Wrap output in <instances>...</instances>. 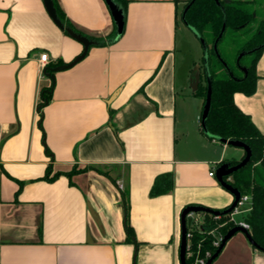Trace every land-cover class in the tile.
Here are the masks:
<instances>
[{
    "label": "crops",
    "instance_id": "obj_1",
    "mask_svg": "<svg viewBox=\"0 0 264 264\" xmlns=\"http://www.w3.org/2000/svg\"><path fill=\"white\" fill-rule=\"evenodd\" d=\"M58 2L85 34L106 38L115 29L105 0ZM185 4L128 0L116 42L93 45L54 73L43 109L52 158L38 124L41 90L53 83L44 69L71 62L84 47L43 0H0V264H181L183 209L233 203L209 172L245 151L201 128L203 101L188 88L202 53L196 43L186 51L179 44L182 29L197 38L182 19ZM179 51L192 57L180 69ZM257 73L255 93L234 100L264 133V52ZM75 167L87 170L64 174ZM211 264H264V251L238 232Z\"/></svg>",
    "mask_w": 264,
    "mask_h": 264
},
{
    "label": "trees",
    "instance_id": "obj_2",
    "mask_svg": "<svg viewBox=\"0 0 264 264\" xmlns=\"http://www.w3.org/2000/svg\"><path fill=\"white\" fill-rule=\"evenodd\" d=\"M114 1L122 9L126 24L128 0ZM219 1L221 4H218L216 0H188L183 12L186 7L188 9L184 14V19L182 13V19L190 29L194 28L209 46V68L212 77V104L207 120L209 131L213 135L229 140L243 141L252 149L253 154L250 162L233 173L230 180V177L226 179L239 189L242 196L249 195L251 197V209L243 216V222L249 225L251 236L264 248V133L257 128L251 116L243 112L234 100V95L237 92L252 95L256 91L259 79L257 62L264 52V17L258 19V9L255 7L257 0ZM54 2L62 22L75 31L85 34L79 31L67 17L58 0H54ZM224 25L225 30L223 31ZM221 33L222 36H220ZM85 35L94 41V45L111 44L117 40L116 25L113 32L106 38ZM216 43L217 48H215ZM242 53L244 55L240 57ZM202 63L199 86L194 94L203 100L204 106L208 93L204 51ZM244 68L247 72L244 71ZM53 88L54 82L51 86L42 88L41 100L38 104L40 114L38 124L43 131V144L46 153L52 158L54 155L46 143V133L43 127V109L52 99ZM112 115L113 111H111ZM240 161L223 160L217 166L226 162L236 165ZM50 170L49 166L45 178L49 177ZM85 170L87 169L75 167L64 174L72 176ZM61 174L63 173L58 172L49 179L52 180ZM157 192L158 189L155 185L152 193L157 194ZM229 207L221 210L211 208L220 211L222 214L219 216L210 212H201L194 214L195 217L192 216V223L188 226L190 235L188 237L187 264H199L197 263L199 258H205V264H207L218 250L221 239L230 229L240 224L232 218V213L223 214ZM199 216L202 217L201 223L197 221ZM127 235L129 240H133V229L129 225L127 226ZM219 240V245H216L215 242ZM207 252L211 253L210 257H206Z\"/></svg>",
    "mask_w": 264,
    "mask_h": 264
},
{
    "label": "water",
    "instance_id": "obj_3",
    "mask_svg": "<svg viewBox=\"0 0 264 264\" xmlns=\"http://www.w3.org/2000/svg\"><path fill=\"white\" fill-rule=\"evenodd\" d=\"M45 4V8L51 17V19L54 21V23L64 32L67 33L70 37L74 38L75 40L79 41L83 45V51L80 55L75 57L71 62L59 65L56 67H46L44 69V73L50 77V79L55 83V72L62 71L69 69L73 67L75 64L83 60L86 55L89 52V49L94 45V41L91 40L87 35L82 34L80 32L75 31L72 27L65 25L62 20L60 19L57 8L55 6L54 0H43ZM109 10L111 11V14L114 18V22L116 25V30H117V36L116 39L120 38L121 35L123 34L125 30V20H124V15L122 9L119 7V5L114 1V0H105ZM218 4H221L219 0H216ZM188 7H186L185 11L183 12V19H184V14L186 13ZM191 30L197 35L198 39L201 42V45L203 47L204 51V60H205V67H206V73H207V80H208V93H207V98L206 102L203 106L202 110V116H201V126L203 128L204 133L212 139H216L224 144L234 146V147H239L244 149L245 151V157L236 165H231L229 162L223 163L222 165L218 166L216 169V178L218 182L228 191H230L234 195V201L230 205V207L223 212V214H228V213H233L238 206L242 194L237 189L234 187L226 178L232 176L233 173L237 172L241 168L245 167L251 160L252 157V149L249 145L244 143L243 141L240 140H229L220 136L213 135L208 127H207V120L208 116L211 110V104H212V77H211V72L209 68V46L205 42V40L202 38L200 34L197 33V31L194 28H191ZM225 30V25L223 27V31ZM222 36V33L221 35ZM215 48H217V43L215 44ZM244 53L240 55L243 56ZM244 71L247 72L246 68H244ZM200 77H201V65L196 64L192 74H191V87L195 91L200 82ZM201 212H210L214 215L219 216L222 214L218 210H213L209 207H205L202 205H188L186 206L182 213H181V245H180V261L181 264H187V251H188V226L191 225L192 223V215L201 213ZM238 232H242L246 235L247 239L249 242L256 247L259 250L264 251V248L261 247L255 239L251 236L249 229L244 227L242 224L236 225L232 229H230L227 234L221 239L220 246L216 253L211 257V259L208 260L207 264H211L213 260L220 254V252L223 250L225 247L227 241L231 239L235 234Z\"/></svg>",
    "mask_w": 264,
    "mask_h": 264
},
{
    "label": "rangeland",
    "instance_id": "obj_4",
    "mask_svg": "<svg viewBox=\"0 0 264 264\" xmlns=\"http://www.w3.org/2000/svg\"><path fill=\"white\" fill-rule=\"evenodd\" d=\"M187 1L188 0H186V2ZM255 7L258 9V14H259L258 15V17H259L258 19L263 18L264 17V0H257V3L255 4ZM185 29H187V28H185ZM186 31H188V33H190V35H191L192 38L191 37L187 38V32H185L184 29L180 30L178 36H179V44H180L181 48L186 51V46H188L190 44V42L196 43V45L199 46V48H197V49L200 50V52L202 53V56H203V48H202V45H201L200 40L198 39V37L196 36L197 38H193L194 36H192V35H194V34L192 32H190V30H186ZM181 52L182 51H179L178 56H177L178 59H179L178 60L179 61V63H178V69H180L181 67L186 66V60L184 59L186 57V55H185L184 51L182 53ZM202 56H201V59L199 61H197L201 65V70H202V65H203V63H202ZM186 58L191 59L192 57L189 56V54H187V57ZM194 67H195V65L192 66V69H194ZM188 91L192 92V88L190 86L188 88ZM200 100L203 101L201 98H199L198 101H200ZM202 110H203V106L200 109L199 115H202ZM200 125H201V123H200ZM201 128H202V126H201ZM230 147H231L230 149H234V146H230ZM247 205L248 204H246L244 206V208H246ZM240 218H241V216H240Z\"/></svg>",
    "mask_w": 264,
    "mask_h": 264
},
{
    "label": "built area",
    "instance_id": "obj_5",
    "mask_svg": "<svg viewBox=\"0 0 264 264\" xmlns=\"http://www.w3.org/2000/svg\"><path fill=\"white\" fill-rule=\"evenodd\" d=\"M49 55L47 52H44V53H41V56H40V61L42 64H45L47 62V59H48ZM209 175L210 176H215L216 175V172L214 170H211L209 172ZM122 187V185H121ZM248 201H251V197L249 195H244L242 196L238 206L236 207L235 211L232 213V218H233V215L236 214V213H240V212H244V211H250L251 207L250 208H244V206L246 205V203ZM234 219V218H233ZM240 224H242L244 227H246L247 229H249V225L245 222H240ZM190 234H188V237H189ZM219 241H216L215 244L216 245H219ZM211 256V253L210 252H207L206 253V257H210ZM205 258H199L197 260V263L199 264H205Z\"/></svg>",
    "mask_w": 264,
    "mask_h": 264
}]
</instances>
